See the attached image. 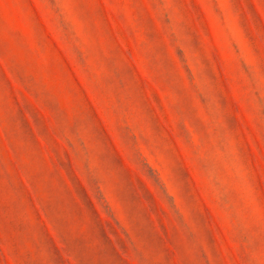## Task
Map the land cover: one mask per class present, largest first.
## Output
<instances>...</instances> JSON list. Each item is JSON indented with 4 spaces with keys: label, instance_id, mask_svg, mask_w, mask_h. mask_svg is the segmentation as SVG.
Here are the masks:
<instances>
[{
    "label": "rangeland",
    "instance_id": "1",
    "mask_svg": "<svg viewBox=\"0 0 264 264\" xmlns=\"http://www.w3.org/2000/svg\"><path fill=\"white\" fill-rule=\"evenodd\" d=\"M0 264H264V0H0Z\"/></svg>",
    "mask_w": 264,
    "mask_h": 264
}]
</instances>
